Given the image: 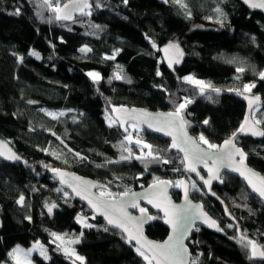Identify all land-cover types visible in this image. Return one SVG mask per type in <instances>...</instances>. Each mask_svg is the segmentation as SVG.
I'll return each mask as SVG.
<instances>
[{"label":"trees","instance_id":"trees-1","mask_svg":"<svg viewBox=\"0 0 264 264\" xmlns=\"http://www.w3.org/2000/svg\"><path fill=\"white\" fill-rule=\"evenodd\" d=\"M52 2L62 6L69 0ZM87 2L91 8L60 21L44 0H0V138L29 163L0 160V264L8 261L15 246L28 248L36 241L46 245L50 258L36 254L35 264H75L53 243L56 233L82 234L76 250L83 261L78 264H147L120 230L94 216L60 186L54 170L101 182L107 188L99 193L113 197L169 181L176 202L182 198L177 182L189 180L191 198L204 204L223 232L203 229L197 243L188 244L192 260L264 264L244 247L253 240L264 249V205L245 184L224 175L222 185L212 189L215 196L208 195L195 177L187 175L170 141L140 128L142 140L161 158L153 160L146 156L149 149L125 139L133 134L130 124L113 117L119 107L174 112L189 100L180 114L190 133L221 146L246 123L248 109L239 95L251 80V94L261 96L263 103L250 119L264 131V79L258 75L264 72V14L238 0H167L165 6L155 0ZM171 41L186 52L174 74L159 53ZM31 50L40 58L30 55ZM238 67L245 70L237 72ZM91 72L101 78L93 79ZM117 74L123 78L117 79ZM185 77L220 91L206 88L201 93ZM46 111L64 115L54 118ZM236 143L248 165L264 175V137L240 135ZM129 152L131 158L122 160ZM80 213L89 216L91 227L83 229L77 223ZM150 213L157 218L147 235L164 241L169 234L164 219Z\"/></svg>","mask_w":264,"mask_h":264},{"label":"snow or ice","instance_id":"snow-or-ice-1","mask_svg":"<svg viewBox=\"0 0 264 264\" xmlns=\"http://www.w3.org/2000/svg\"><path fill=\"white\" fill-rule=\"evenodd\" d=\"M127 2V0H125ZM179 2V0H177ZM247 3L248 0H245ZM44 4L53 12L56 14L55 18L57 20H71L73 19V13L75 11H81L85 8H91V4L87 2V0H69V3H65L62 6L59 3L53 4L52 0H44ZM252 7H264V3L262 4H251ZM90 15L91 13H87ZM177 51L179 52L178 46ZM81 51H90V49H84L82 48ZM168 49H165V52H167ZM31 55L37 56L39 58L38 53L32 52ZM182 55V53H180ZM22 60V58H21ZM177 63L179 60L176 61ZM234 62V61H229ZM171 66V61H170ZM237 72H243L245 69L243 67H238ZM95 80H99L101 77L99 73L91 72L88 74ZM260 79H264V72H260L259 74ZM117 79H121L119 74L116 76ZM188 83L195 84L199 87V90L201 93L204 92V90L211 89L214 92L219 93V89L213 88L210 84H204L203 81L194 80L192 77H185L184 78ZM255 87V84H245L243 86L245 92H249L251 88ZM242 94V93H241ZM256 100H259V97H255ZM191 101L185 100L184 103H181L177 106L176 111L169 112L166 114H160L159 116H152L151 114L147 112L140 113V116H142L143 123H146L149 128H153L154 130L158 132H165L166 135L172 136L173 133L171 131H166V129H176L179 131V137L177 141V137L173 136V142L171 147L178 149L180 152H183L184 154V161L188 162V170L192 172H197L195 164H204L205 167L208 166L209 161H211L213 164L219 163L222 166L225 167H231L233 158L236 155L241 156V163L243 162L244 153L241 149L236 148L235 144L233 143L234 136L226 140L224 142L223 146L216 145L213 143H210L203 135L199 136L198 140L193 139L187 135V133L184 131V127L186 124V121L183 120L180 113L181 110H183L187 103H190ZM250 105L252 101H249ZM50 115H54L51 114ZM55 118V117H54ZM133 119H136L135 116H133ZM205 124L208 123L207 120L204 121ZM247 123V121H246ZM125 131L127 132L128 129L125 128ZM240 132H244L245 128L242 125L239 129ZM264 136V131H261L259 133H253ZM126 140L131 141L132 137L129 135L125 137ZM142 143L141 140L137 139L136 144L140 145ZM201 143L204 145H207V150L201 147ZM151 145L143 144V148L149 149L146 156L152 157L153 160H160L161 158L159 156H155L153 152L151 151ZM211 150V151H209ZM13 158V157H10ZM18 159V157H15ZM131 158V152H129L128 156H121L122 160H127ZM136 159H145V157L137 156ZM182 161V162H184ZM167 163V161H164ZM235 171H240L239 168H234ZM57 171L58 174L61 177L62 183H68L69 187L73 188V191L76 192L77 195H81V191L74 187V184L76 182H79V184L83 185V191L89 193V195L83 196L84 199L88 200V203L97 211L101 212L107 220L109 224H113L117 228H122L125 232L129 233V242H131L132 239H135L137 244L140 245L136 248L137 253L144 258L148 262V264H188V257L189 252L188 248L185 245L184 241L187 239L188 234L191 232L192 228L195 225L196 220H202V222L206 223L209 227H216L217 230H220L218 226L216 225L215 221L211 220L210 217L207 216L205 212H203L202 207L199 205H193L191 201L188 200V190L185 188L184 192V200L185 204L183 206H177L174 204H171L170 199L166 195V188L163 186H166L170 182L166 181H158L154 185L151 186L150 191H146L143 194L134 193L129 191H125L120 198L113 197L111 193L101 192L100 195L91 197V188L98 187L97 185L91 184L87 181L80 180L79 177L71 176L69 179L73 183H69L68 180H64L65 174L62 172ZM212 170L209 169V172ZM251 172V170H248ZM198 174V173H197ZM241 175H245L244 172H240ZM251 175L255 176L258 175L256 173H251ZM203 179V177H201ZM245 179L248 180V183L252 186L253 191L257 192L261 197H264V178L260 179V187H257L252 180L249 178V176H245ZM211 178L209 180H205V184H210ZM184 184L183 181L177 182L176 186H182ZM193 188H195V184L192 185ZM164 193L163 199L167 201V203L162 207L161 204L156 203L154 204V207L161 208L164 212V216L166 217L165 222L168 223L171 226L172 229V235L168 237V240L164 243H153L150 241H145V244L147 245V249L145 250V244H141V241L139 238L131 235V228H135L138 225L143 224L144 222L148 220H154L157 217L150 216L147 214V209L140 207L139 201L141 199H146L149 204H153L154 200H158L161 196V194ZM67 195V193H65ZM23 201V197H21V202ZM56 207V205H51L48 207V211L51 213L53 208ZM128 208H135L138 209L140 212L139 216H132L127 209ZM115 217V219H113ZM85 227H91V225H85ZM199 229H197L198 231ZM55 235V234H53ZM57 239H62L61 237H56ZM242 242L244 238H241ZM244 247L246 249H249L251 252L252 257L259 256L261 258H264V249H261L253 240H247V242L244 244ZM23 252L22 249H15L12 255L14 258H17V264H22V262L18 259L17 253ZM25 256L29 255V253H23ZM78 260L83 261V257H76Z\"/></svg>","mask_w":264,"mask_h":264},{"label":"water","instance_id":"water-1","mask_svg":"<svg viewBox=\"0 0 264 264\" xmlns=\"http://www.w3.org/2000/svg\"><path fill=\"white\" fill-rule=\"evenodd\" d=\"M157 1L159 4L161 5H166L167 4V0H155ZM239 2H241L244 6H246L249 10L254 11V12H258V13H263L264 14V7H252L251 4L255 3V4H262L264 3V0H248V2L246 3L245 0H238ZM69 3V2H68ZM79 13H81V11H75L73 13V18L76 17ZM72 20V19H71ZM60 21H69V20H60ZM179 49V52L177 51V47ZM165 49H168L167 52H165ZM159 53L161 56V60L163 65L165 66V68L171 72L172 74H174L176 72V69L180 68L185 59H186V52L183 49L182 46H180L179 44L175 43V42H168L166 44H164L163 46H161L159 48ZM180 53H182V55H180ZM179 60V62L177 63L176 61ZM170 61H171V66H170ZM255 97H259V100H256ZM239 98L242 102H244L247 106L248 109V116H247V123H245L243 126L245 128L244 132H238L235 136H234V140L233 143L235 144L236 148L241 149L237 143H236V139L238 138V136L243 135V136H251L254 137L258 140L263 139L264 136L258 135V134H253L255 133H259L261 131H263V129H261L257 124H255L254 122L251 121L250 116L252 115V112L254 109H256L257 107L261 106L263 103L262 97L258 96V95H254V94H248V93H242L239 95ZM252 101L251 105L249 103V101ZM143 112H147L149 114H151L152 116H159L160 114H166L169 112L166 111H151L145 108H137V107H133V108H127V107H119L116 110H114L113 112V117L115 118V120L119 123H123L126 125L129 124H133V125H137L139 127H141L142 129L146 130L148 133H150L151 135L160 137L164 140H168L171 143L173 142V136L177 137V141H178V137H179V131L176 129H166V131H171L173 133L172 136L166 135L165 132H158L154 130L153 128H149L147 126L146 123H143V117L140 116V113ZM181 115V114H180ZM133 116L136 117V119H133ZM182 117V115H181ZM183 118V117H182ZM184 120V119H183ZM184 131L187 133V135L193 139H196L188 130L187 125L185 124L184 127ZM224 143L221 145L223 146ZM201 147L207 150V147L204 146L203 144H201ZM175 149V148H174ZM176 152L180 155V157L182 158V160L184 161V154L183 152H180L178 149H175ZM242 150V149H241ZM211 151V150H209ZM242 152L245 154V152L242 150ZM13 157V158H10ZM15 157H18L15 158ZM241 156L240 155H236L233 158V162H232V166L231 167H225L220 165L219 163L217 164H213L211 161H209L208 166L205 167L204 164H195L194 166L197 169V172H192L190 170H188V162L184 161V169L187 173V175L189 176H193L195 177L205 188L206 193L210 196H215L212 189L215 185H222V181L221 178L224 175H229V176H233L237 179H239L243 184H245L246 188L249 190V192L260 201L261 204L264 205V197H261L257 192L253 191L252 186L248 183V180L245 179V176H249V178L252 180V182L257 186L260 187V179L264 178V175L261 174L259 171L255 170L254 168L250 167L248 165V163L245 161L244 157H243V162L241 163ZM0 160L7 163V164H19L22 166H29V163H27L14 149L13 147L4 139L0 138ZM234 168H239L240 171H235ZM209 169H211L212 171L209 172ZM248 170H251V172H249ZM244 172L245 175H241L240 172ZM59 172H62L65 174L64 176V180H68L69 183H73L69 177L71 176H75V177H79L80 180L82 181H87L90 182L91 184L97 185L98 187H93L91 188V197L94 196H98L100 195L99 191L103 190L105 188H107V186L101 182H98L92 178H87V177H83L80 176L79 174H77L76 172L73 171H69V170H59ZM198 173V174H197ZM251 173H256L258 175H251ZM53 177H55L60 186L68 191L74 198H76L82 205L86 206V208H88L92 214L96 217H99L101 219H103L111 228L116 229V230H120L123 235L126 237V239L129 242V233L125 232L122 228H117L115 227L113 224H109L107 218L101 214V212L95 210L89 203L88 200L84 199L83 196L85 195H89V193L84 192L83 191V185L79 184V182H76L74 184V187H77L80 191H81V195H77L75 191H73L72 187H69L68 183H62L61 181V177L58 174L57 171H55L53 173ZM201 177H203V179H201ZM209 178H211V182L210 184H205V180H209ZM161 181H165V180H161ZM158 182V181H157ZM151 184L150 186H148L147 188L138 190V191H133L134 193H139V194H143L146 191H150L151 190V186L154 185L155 183ZM169 182V181H166ZM184 184L182 186H180V191H181V195L182 198L179 202H176L173 199L172 196V190H173V185L170 182L169 184H167L166 186H163L166 188V195L167 197L170 199L171 204L177 205V206H183L185 204V200H184V192H185V188H187L188 190V200L191 201V203L193 205H199L202 207L203 212H205L207 214L208 217L211 218V220L215 221L216 225L219 228V224L216 220H214L206 211L205 206L202 202H197L194 201L191 198V183L189 180H183ZM122 195V194H121ZM120 195V196H121ZM120 196L116 197L117 199L120 198ZM164 193L161 194L160 198L158 200H154L153 204H149L148 201L146 199H141L139 201L140 207L146 208L147 209V214L152 216V214L150 213L153 212L154 214H158L161 215L164 219V224L166 225V227L169 230V234L167 236V238L164 241H157V240H153L151 238H149V236L147 235V229L148 227L151 225L153 220H148L146 222H144L141 225L136 226L135 228H131V235L135 236L137 238L140 239L141 244H145V241H150L153 243H164L165 241L168 240V237L170 235H172V229L171 226L165 222L166 217L164 216V212L162 210V207L167 203V201H165L163 199ZM159 203L161 204V208H157L154 207V204ZM224 210L226 215L229 218H232V215L228 209L227 206H224ZM127 211L132 215V216H139L140 212L138 209L135 208H128ZM113 219H115V217H113ZM3 227V223H2V219L0 216V231L2 230ZM202 228L204 230H208L217 234H223V232L221 230H217L216 227H209L206 223L202 222V220H196L195 221V225L192 228L191 232L188 234L187 239L184 241L185 245L188 248V252H189V257H188V264H191V260H192V253L191 250L189 248L188 245V241L191 239L193 233L195 232L196 228ZM220 229V228H219ZM131 245H133L134 247H139L140 245L137 244L135 239H132L131 242H129ZM261 249L262 247L260 245H258ZM147 249V245L145 244V250ZM256 261H264V258H261L259 256L253 257Z\"/></svg>","mask_w":264,"mask_h":264},{"label":"rangeland","instance_id":"rangeland-1","mask_svg":"<svg viewBox=\"0 0 264 264\" xmlns=\"http://www.w3.org/2000/svg\"><path fill=\"white\" fill-rule=\"evenodd\" d=\"M32 52H35V53H38L37 51L35 50H31L30 51V55ZM34 56V55H33ZM38 56L40 58V54L38 53ZM34 57H37V56H34ZM247 83L248 84H255L253 81L251 80H247ZM206 84V83H204ZM207 85V84H206ZM245 93H248V94H251V90L249 92H245ZM47 115L51 116V117H59V116H63L64 113L63 112H60V113H55V112H52V111H46ZM51 114H54V115H50ZM141 127L137 126V125H133V124H130V129L132 131L133 134H131L130 136L132 137V140L130 141L131 143L136 144V137H135V134L140 130ZM135 132V133H134ZM142 143L140 145H137L138 148L140 149H143V144H148L145 140H141ZM203 144V143H202ZM149 145V144H148ZM204 145V144H203ZM207 147V145H205ZM148 150V149H147ZM148 152V151H147ZM101 193V192H100ZM76 221L77 223L83 228H89V227H85V225H91V222H90V218L89 216H86L82 213L78 214L77 217H76ZM61 237L62 239H57L56 237ZM81 237H82V234L81 236H74V237H66L62 234H55L54 235V240H53V243H56L58 244L60 247H62L63 251L65 252L66 255H68L73 263L75 264H78L80 262H82L81 260H78L76 257L79 256L81 257L78 253H77V250H76V245H78L80 242H81ZM22 249L23 252L21 253H17V257L18 259L22 262V264H35L34 263V260H33V257L34 255H39L41 258H43L44 260L48 261L50 256H49V252H48V248L46 247V245H44L41 241H36V242H33V244L26 248V247H23L21 245H17L15 246L10 252H9V257H8V261L5 262L4 264H17V258H14V256L12 255V253L14 252L15 249ZM23 253H29V255L25 256ZM147 262V261H146ZM148 264V262H147Z\"/></svg>","mask_w":264,"mask_h":264},{"label":"built area","instance_id":"built-area-1","mask_svg":"<svg viewBox=\"0 0 264 264\" xmlns=\"http://www.w3.org/2000/svg\"><path fill=\"white\" fill-rule=\"evenodd\" d=\"M92 12L95 13L94 10ZM135 137H136V139H139V140H142L143 139V135L140 132H137L135 134ZM197 229H199V230L197 231ZM201 231H202V229L200 227L196 228L195 232L193 233V237L189 241V243L191 244V246H194L197 243V238L201 234ZM191 264H198V262L196 260H192Z\"/></svg>","mask_w":264,"mask_h":264},{"label":"flooded vegetation","instance_id":"flooded-vegetation-1","mask_svg":"<svg viewBox=\"0 0 264 264\" xmlns=\"http://www.w3.org/2000/svg\"><path fill=\"white\" fill-rule=\"evenodd\" d=\"M232 217H233V215H232ZM231 227L237 230V228L235 227L234 223H232ZM260 262H264V261H260Z\"/></svg>","mask_w":264,"mask_h":264},{"label":"clouds","instance_id":"clouds-1","mask_svg":"<svg viewBox=\"0 0 264 264\" xmlns=\"http://www.w3.org/2000/svg\"><path fill=\"white\" fill-rule=\"evenodd\" d=\"M201 229H202V228H201ZM202 230H203V229H202ZM192 237H193V235H192ZM192 237H191V238H192ZM190 240H191V239H190ZM190 240H189V241H190ZM189 241H188V244H189ZM191 262H192V260H191Z\"/></svg>","mask_w":264,"mask_h":264},{"label":"bare ground","instance_id":"bare-ground-1","mask_svg":"<svg viewBox=\"0 0 264 264\" xmlns=\"http://www.w3.org/2000/svg\"><path fill=\"white\" fill-rule=\"evenodd\" d=\"M201 184V183H200ZM204 187V186H203ZM205 189V188H204ZM206 191V190H205Z\"/></svg>","mask_w":264,"mask_h":264}]
</instances>
